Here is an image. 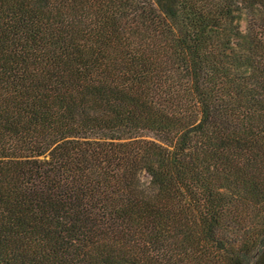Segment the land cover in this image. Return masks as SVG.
Segmentation results:
<instances>
[{
  "label": "trees",
  "instance_id": "16d2710c",
  "mask_svg": "<svg viewBox=\"0 0 264 264\" xmlns=\"http://www.w3.org/2000/svg\"><path fill=\"white\" fill-rule=\"evenodd\" d=\"M0 264H264V0H0Z\"/></svg>",
  "mask_w": 264,
  "mask_h": 264
}]
</instances>
